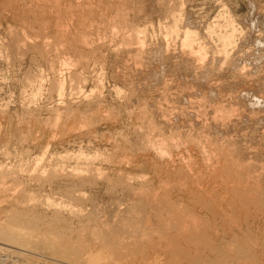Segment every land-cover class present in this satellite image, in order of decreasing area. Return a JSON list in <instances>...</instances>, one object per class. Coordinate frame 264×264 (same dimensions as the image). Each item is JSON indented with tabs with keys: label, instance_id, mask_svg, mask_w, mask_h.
Wrapping results in <instances>:
<instances>
[{
	"label": "rangeland",
	"instance_id": "1",
	"mask_svg": "<svg viewBox=\"0 0 264 264\" xmlns=\"http://www.w3.org/2000/svg\"><path fill=\"white\" fill-rule=\"evenodd\" d=\"M85 1L0 0V226L105 251L97 230L262 249L264 0ZM222 148L235 170L252 165L235 181L251 206L241 225L177 185L195 162L212 172ZM53 256L0 239V264H72Z\"/></svg>",
	"mask_w": 264,
	"mask_h": 264
},
{
	"label": "bare ground",
	"instance_id": "2",
	"mask_svg": "<svg viewBox=\"0 0 264 264\" xmlns=\"http://www.w3.org/2000/svg\"><path fill=\"white\" fill-rule=\"evenodd\" d=\"M77 4H78V2H77ZM98 4H100V3H98ZM93 5L96 6L95 3ZM78 9H80V8H78ZM84 10H85V12L83 10H81L82 11V15H84L83 12L84 13H86V12L91 13V11H90L91 9L89 7H88V9L85 7ZM10 11H11V13H13L12 11H15V8L14 9L13 8L10 9ZM81 11H79L77 9H73V10H71L69 12L70 13L69 20H71V22L75 26H77L76 29L78 27L80 28V26L82 27V24H84L85 21L88 19L86 16H81ZM46 15L48 16L49 14L46 13ZM67 15H68V13H67ZM85 15H87V13ZM82 17H84V18H82ZM116 17H117V15H116ZM56 18H57V16H56ZM58 18L56 20H58ZM61 18L63 19V21L65 20L64 17H61ZM55 19H53V20H55ZM59 21H60V19H59ZM86 23H87V21H86ZM85 24H84V26H85ZM57 26H58V28H62L60 30H62L61 32L63 33V35L67 32V30H65L66 27H69V26H66L64 24V22H63V24L60 22V25L58 23ZM85 34H84V36H85ZM60 36L62 37L61 34H60ZM184 40H185V38H184ZM169 54H171V53H169ZM254 98L258 100L257 96L256 97L254 96ZM65 131L66 132L68 131V126H67V128L64 129V132ZM212 144L215 145L214 142H212ZM216 147H218V146H216ZM205 148H207V147H205ZM223 149L224 148L220 149L221 151L217 150V149H214L216 151H215V154L213 153V156L215 155L216 159H214V160H212L213 158L211 159L212 162L214 161V164H212L213 165L212 172H210V170H209L210 173L203 172L201 169L196 167L197 164L195 162V164H193V165L191 164L189 167L187 166L188 167V171L186 173L187 174L186 177L178 176L179 178H177V179H179V183L177 185L182 189V191L184 193H186V196L188 195L191 198V200H193V202H195L197 204L199 203V206L201 204V207L205 208L204 210L207 209L210 212H212L214 215H218L221 212H224L225 209L228 208L231 211V213H232V216H233L232 218L234 219V221L237 224L241 225L244 222V220H248V219H246V217H244L243 213L249 212V210L251 209V206H249L247 200L245 201V199H244L245 197L242 198L243 196H245V192H243V196H242V193L240 191V184H241L240 179H241V177L247 175L252 170L251 169L252 165L251 166H250V164L244 165L243 168L241 169V171H239V168H238V171L235 170V168L233 166H231V164L229 166L228 163H226L229 158L227 160L225 158L223 159V157H225L224 156L225 153H224ZM212 151H213V149H212ZM165 154H168V153H165ZM229 155H231V154H229ZM191 156L192 155H190V157ZM231 159L232 158H230V160ZM192 160L193 159H191V161ZM117 161H118V159H117ZM231 161L233 162V160H231ZM193 162H191V163H193ZM247 163H249V162L247 161ZM250 163H251V160H250ZM241 165H243V163ZM173 166H175V165H173ZM209 169H211V168H209ZM253 170H255V169L253 168ZM252 172H254V171H252ZM163 173H165V172H161V174H163ZM175 173L177 174V172H174V174ZM220 173H222V175H220ZM165 174H167L166 176H168L169 180H170V178L173 175V173H169V172H167ZM182 174L184 175V173H182ZM172 179H174V178H172ZM213 179H216L217 181L214 182V181H212ZM235 181L240 182V184L239 185L237 183L235 184ZM241 181H242V179H241ZM242 183L245 184L247 182H242ZM16 188L17 187H15V189ZM246 191H249V190H246ZM0 195H1V193H0ZM262 195H263V193H262ZM248 197L249 196L247 195L246 199ZM243 207L245 208V210H243L244 209ZM13 217L15 219V216H13ZM17 218L18 217H16V219ZM81 218H82V216H81ZM19 219H20V217H19ZM23 220H25V219H23ZM8 221H9V219H8ZM17 221H18V219L16 220V222ZM26 222H27V220H26ZM18 224H20V222ZM22 224H24V221H23ZM26 225H22V226L20 225L19 226V225L15 224V226H13V227L11 225L9 226L7 224L6 225L5 224L1 225L0 226V239H2L3 241L6 240L8 242L13 243V247H14V244H23L24 246H27L29 248H34L36 250H39L40 253L41 252L42 253L50 252L54 256L59 257L62 260L65 259V260L71 262L72 264L73 263L74 264L75 263L76 264H264V246L262 247V249L258 248L257 241L254 240V239L253 240L255 241L257 248H251L250 249V248H247L246 246H241L239 248V250L236 253H234L231 250H227V249H225L223 247L217 246V243H216L215 239L212 238L210 235H206V234H202L203 235L202 238L194 240V241H192V239H187V240H185L183 242H180V240L179 241H175V239H172L173 238L172 237L171 238L172 241L171 240L169 241L167 239L168 241L166 242V239H163V240H165V242L159 243V245L157 246L153 242L151 243V241L149 242L150 244H148V242H145L146 239L143 240L144 238L141 241L139 236H142V235L139 234L140 233L139 231H135V230H134L135 231L134 234H132V235H135V237L132 240L131 239L127 240L128 237L126 238L124 236L123 237L126 238V239H122L121 237H120V240L119 239H115L114 238L115 235L114 236L112 235L113 234L112 233L113 230H111V231H109V230H107V231L97 230V232L94 231V233L96 232L94 234L95 238H98L99 235L102 234L101 235L102 238L100 237L102 243L104 242L105 246L107 244H108L109 247L111 246L110 249L105 251V250L100 249V247L99 248H97V247L96 248H89L87 246L85 235H79L76 239H73L72 237H69V236H67L65 234H61V233H58V232H52V231L40 232V231H38V229L36 230L34 228V226H33L34 224L32 225L31 223L28 224V226H26ZM125 235H127V233ZM248 239H249V237H248ZM253 240H251V241H253ZM254 241H253V243H254ZM100 242H99V244H100ZM160 242H162V241H160ZM151 244H154V246L151 245ZM112 245H114L115 247H113ZM169 245H172V249L170 248ZM107 247H105V248L107 249ZM134 247L137 248V250L135 249L136 251L132 250V248H134ZM30 250H32V249H30Z\"/></svg>",
	"mask_w": 264,
	"mask_h": 264
}]
</instances>
